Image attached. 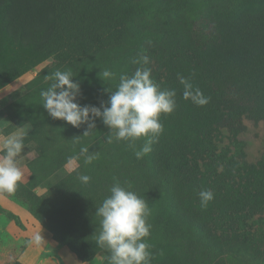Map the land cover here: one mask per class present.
<instances>
[{"label":"rangeland","instance_id":"rangeland-1","mask_svg":"<svg viewBox=\"0 0 264 264\" xmlns=\"http://www.w3.org/2000/svg\"><path fill=\"white\" fill-rule=\"evenodd\" d=\"M48 1L55 19L42 45L15 41L0 5V141L27 133L18 158L23 179L3 196L88 264H110V253L96 244L95 210L116 181L149 204L151 264H264V6L258 0ZM154 16L179 33L136 25L139 17ZM140 55L149 57L153 81L176 91L177 104L161 115L164 131L142 159L134 151L143 140L135 149L117 142L98 118L84 134L87 124L73 127L43 108L40 93L56 70H71L81 106H107L119 76L134 72L140 65L132 60ZM104 70L114 77L104 78ZM178 75L209 103L185 100ZM83 147L95 157L91 163ZM205 189L214 199L201 207ZM11 219L24 227L0 204V264H28L20 259L26 242L9 228Z\"/></svg>","mask_w":264,"mask_h":264},{"label":"clouds","instance_id":"clouds-1","mask_svg":"<svg viewBox=\"0 0 264 264\" xmlns=\"http://www.w3.org/2000/svg\"><path fill=\"white\" fill-rule=\"evenodd\" d=\"M133 64L140 65L130 75L122 73L119 84L112 91L107 106L100 107L84 105L77 102L80 86L73 80L71 70H56L51 75L53 82L40 95L43 108L53 119L65 121L73 127L87 124L88 131L95 128V119L102 120L103 124L114 132V139L127 142L135 149L136 142L143 140L139 150L134 154L142 159L152 151V145L163 133V124L160 122L162 114L169 115L176 109V91L161 89L153 79L150 59L147 55H140L132 60ZM114 73L104 70V78L114 77ZM179 83L183 85V98L190 100L197 106H205L209 98L204 96L199 88H195L188 78L178 75ZM26 131L9 134L0 141V193L13 194L23 179V172L18 166V158L25 149ZM113 137L109 136L108 142ZM85 163H91L95 158L89 154L86 147L80 149ZM82 183L87 184L90 177L79 176ZM121 185L119 181L113 183L95 214L100 217V231L96 238L97 246L106 249L110 264H151V245L147 242L150 236L151 224L148 217L151 209L148 202ZM201 207H207L214 199L211 190L199 192ZM40 234H36L30 244L42 242Z\"/></svg>","mask_w":264,"mask_h":264},{"label":"trees","instance_id":"trees-1","mask_svg":"<svg viewBox=\"0 0 264 264\" xmlns=\"http://www.w3.org/2000/svg\"><path fill=\"white\" fill-rule=\"evenodd\" d=\"M113 2L117 0H112ZM204 1V0H203ZM261 6H264V0H258ZM163 5L173 4L174 0H157ZM2 11V20L11 27V34L15 41L23 45H42L47 42L48 35L51 33V24L55 19L53 9L48 0H0ZM17 12V15L16 13ZM12 14V15H11ZM184 20L183 16H178ZM182 22V21H181ZM136 25L143 30L158 31L166 35H175L179 33L178 26L167 23L157 17L147 18L139 17ZM163 31V32H162ZM204 144L211 150L217 147L212 143L211 139H207ZM222 159H227V156L222 153ZM232 160V159H231ZM243 166H246L244 163ZM177 213L193 225V217H188L187 213L182 212L177 208ZM187 214V215H186ZM76 253L83 256L87 251L76 249Z\"/></svg>","mask_w":264,"mask_h":264},{"label":"crops","instance_id":"crops-1","mask_svg":"<svg viewBox=\"0 0 264 264\" xmlns=\"http://www.w3.org/2000/svg\"><path fill=\"white\" fill-rule=\"evenodd\" d=\"M0 204L10 208L24 225L21 228L14 219L9 222V228L26 242L24 250L20 254L22 261L28 264H88L80 261L65 247L58 246L50 234L35 223L25 210L7 200L2 193H0ZM36 234H40L43 241L38 245L30 244L29 241Z\"/></svg>","mask_w":264,"mask_h":264}]
</instances>
